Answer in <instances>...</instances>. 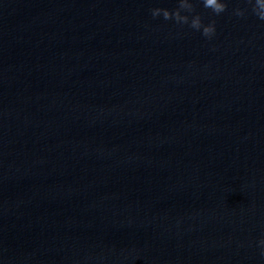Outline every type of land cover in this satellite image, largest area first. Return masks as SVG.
Returning <instances> with one entry per match:
<instances>
[{
  "label": "clouds",
  "instance_id": "9594fccd",
  "mask_svg": "<svg viewBox=\"0 0 264 264\" xmlns=\"http://www.w3.org/2000/svg\"><path fill=\"white\" fill-rule=\"evenodd\" d=\"M203 7L210 9L213 14L220 15L228 10V0H200ZM251 5V11L258 19L264 21V0H246ZM178 6L175 9L156 7L151 9L152 17H163L165 21L174 20L178 25H188L191 29L201 32L206 38H211L216 33L215 20L205 24L196 8L193 0H177ZM247 9L236 8L234 15L244 17ZM187 13V14H182ZM261 256H264V238L259 240Z\"/></svg>",
  "mask_w": 264,
  "mask_h": 264
}]
</instances>
